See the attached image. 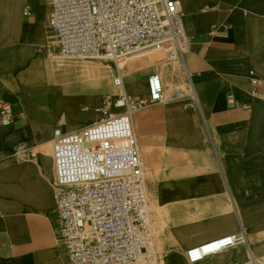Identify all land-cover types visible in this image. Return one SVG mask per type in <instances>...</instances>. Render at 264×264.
I'll list each match as a JSON object with an SVG mask.
<instances>
[{
	"label": "crops",
	"instance_id": "crops-1",
	"mask_svg": "<svg viewBox=\"0 0 264 264\" xmlns=\"http://www.w3.org/2000/svg\"><path fill=\"white\" fill-rule=\"evenodd\" d=\"M48 2L25 0L32 11V15H27V23L35 25V33L43 35L50 27ZM254 27L257 46H264V12L255 18ZM237 38L240 40L239 36ZM202 43L194 51L198 59L192 62L191 69L186 62L182 64L197 75H210L215 69L204 59L208 48L217 53L237 48L236 42L229 41L225 34L207 38ZM259 53L264 54V49ZM34 58L35 55L29 56L26 65L15 71L18 87L21 82L16 73L27 70ZM220 81L219 78L207 80L212 84ZM17 98V94L0 90V100L15 104L12 125H4L0 118V264L25 259L32 264H69L59 236L56 201L53 214L58 222L59 244L54 238L56 222L50 220L53 204L49 202L48 193L51 187L56 188L44 167L45 150L34 143V134L33 138H28L32 124L19 99L15 101ZM206 107L207 113L200 104L196 110L186 102L173 101L146 107L138 117L140 123H145L143 138L138 142L145 164L150 167L155 197L174 217L197 218L194 225L180 232L169 229V244H175L176 251L184 255L191 247L242 234L244 240L238 245L206 257L201 264H240L248 261L254 252L264 264V206H238L235 201L253 197L251 170L253 165L264 162V152L259 150L264 144V127L253 124L257 113L264 111V96L235 98L233 90L227 88ZM20 115L23 119L15 121ZM14 188L30 193L38 209L34 212L28 207L15 218V223ZM193 201H197L196 206L192 205ZM166 249L174 251L172 247Z\"/></svg>",
	"mask_w": 264,
	"mask_h": 264
},
{
	"label": "built area",
	"instance_id": "built-area-1",
	"mask_svg": "<svg viewBox=\"0 0 264 264\" xmlns=\"http://www.w3.org/2000/svg\"><path fill=\"white\" fill-rule=\"evenodd\" d=\"M27 15H32L30 9ZM49 22L61 57L112 61L118 88L125 82L119 61L151 48L178 61L190 45L179 0H51ZM183 72L188 78L186 66ZM250 76L255 94H263L264 79L254 72ZM147 87L138 97H107L105 117L98 122L71 131L60 118L53 129L55 209L70 264H158L146 164L132 116L156 104L183 101L199 108V102L183 91L167 98L159 73L147 77ZM112 104L123 111L110 112ZM14 110L12 101L0 100L4 125L13 123ZM243 240L242 234L228 235L191 247L186 256L195 264ZM240 264L258 263L251 255Z\"/></svg>",
	"mask_w": 264,
	"mask_h": 264
},
{
	"label": "bare ground",
	"instance_id": "bare-ground-1",
	"mask_svg": "<svg viewBox=\"0 0 264 264\" xmlns=\"http://www.w3.org/2000/svg\"><path fill=\"white\" fill-rule=\"evenodd\" d=\"M179 1L183 9V20L190 39L191 51H197L205 39L222 34H225L229 41H235L237 48L227 53H217L208 48L204 53V59L215 69L210 75H197L195 71L188 69L190 73L188 78L191 82L193 81L194 85L187 81L188 78L184 72L180 75L177 74V79H174L172 71L164 69L162 66L168 75L171 86L176 88L180 82L187 84L185 91L177 89L173 94L180 95V92L183 91L187 95L194 96L200 100L199 104L206 113L207 103H213V99L224 93L227 88L233 90L235 98H262L264 94L258 95L253 91L250 74L254 72L264 78V54L259 53L264 49V46H257L254 27L255 18L264 12V0ZM50 7V2H48L47 9L49 10ZM28 9L30 8H27L25 0H0V90L18 95L21 106L32 124L28 138H33L32 134H34V143L38 148L47 147L50 153L53 129L57 121L64 116L69 130L73 131L81 127L80 120L73 113L67 116L65 113L63 114L62 106L65 102H69L75 108L77 104L86 100L82 97L88 96V93H98L101 97V93L107 89L113 91L117 97L123 93L138 97L148 92L147 77L154 74L155 70L149 69L145 72L142 68L145 64L152 65L162 62L160 49H147L130 56L127 60L119 61L117 66L122 70L125 82L123 88H118L111 83L112 71L110 69L103 67L91 71L96 68L94 64L66 62L65 58L59 56L56 35L50 27L43 35L35 33V25L27 23ZM238 36L240 40L237 38ZM43 52H47L49 58H45ZM31 55H35V58L27 70L19 73L18 78L21 86L18 87L14 73L19 67L26 65L28 57ZM96 60L107 61V59ZM179 61L182 64L186 62L188 65L186 57ZM214 78H219L221 81L216 84L207 82L208 79ZM163 84L165 96L171 98L172 91L167 90L164 80ZM96 110L101 112L102 107ZM122 111V107L114 106L112 108V113ZM144 112L141 110L132 116L134 133L137 139L140 138V141L143 138L142 131L145 129V123H140L138 117ZM253 124L264 127V111L257 113ZM8 125H12V123ZM259 150L264 152V144L259 147ZM143 156L145 159L144 154ZM42 160L46 171L54 178V159L43 154ZM251 177L253 197L236 198L238 206H264V162L253 165ZM13 196L14 223L16 222L15 218L25 213L30 206L34 212H37L36 200L30 193L14 188ZM48 196L52 205L57 198L54 187L50 188ZM192 205L196 206L197 201H193ZM160 213H166L169 218L167 226L175 232H180L182 228L194 225L197 221L195 216H191V218L188 215H184L182 218L180 215L174 217L171 211L162 207L156 197L155 214L160 216ZM151 222L153 227L152 218ZM166 253H169L165 258L166 264H193L183 254ZM204 260L195 264H201ZM14 264L32 263L25 259L16 261Z\"/></svg>",
	"mask_w": 264,
	"mask_h": 264
},
{
	"label": "rangeland",
	"instance_id": "rangeland-1",
	"mask_svg": "<svg viewBox=\"0 0 264 264\" xmlns=\"http://www.w3.org/2000/svg\"><path fill=\"white\" fill-rule=\"evenodd\" d=\"M49 2L51 3V0H49ZM58 55H59V53H58ZM43 56L45 58H49V55L47 52H44ZM185 57H186V60L189 64V67L191 69L192 62L195 59H198V56H196L194 51H191L190 47H189V49L186 52ZM160 58H162V62H159L157 64H152V65L145 64L144 68H142L143 71L145 70V72H146L147 70L152 69V70H155L154 71L155 73H159L161 75V77L163 78V80L166 82L167 90L170 92L172 91V94L177 89H182L185 91V88L187 87L186 83L180 82V83H178L176 88L171 86V84L169 83V80H168V75L166 72H164L163 67H162V66H164V69L172 71L173 78L177 79L176 78L177 74L180 75L181 73H183L182 62H180L179 60L178 61H171L170 59L167 58V55L163 51L161 52ZM64 60L66 62L67 61L86 62V63L94 64V66L96 68L94 70H91V71H95L96 69H100L103 67L108 68L112 71V75H111L110 79H111L112 85H114L113 79H114L115 74H116V66L112 61H109V60L104 61V60H96V59L95 60L64 59ZM87 72H89V71H87ZM19 73H20V71L16 73V77H18ZM139 96H141V95H139ZM173 96H174V94H173ZM107 97L115 98L117 96L114 94L113 91H110L109 89L103 91L101 93V97H99L98 93L90 92V93H88V96L82 97L84 99L86 98V100L84 102H82L81 104H77L76 105L77 107H75V108H73L69 102H65V104L63 103L64 105L62 106V112H63V114L65 113L66 116L68 114L73 113L76 117H78V119L80 120L82 125H88L91 123H95V122H98L101 118L105 117L104 111L98 112L96 109L101 108V107L103 108L105 105H107V102H106ZM15 101H18V98L15 99ZM113 107H114V105H112V108ZM112 108H111L110 112H112ZM195 108H196V110H198L197 107H195ZM63 118L65 119V116ZM138 141L140 142L139 137H138ZM44 150H45V154L47 156H50V158H53V145H52V149L50 150V153H49L47 147H45ZM140 152H141L142 157H144L141 149H140ZM144 177H145V182H146V186H147V191L149 194V209L151 211V218L153 220V228L152 229H153L154 244H155V251H156V255H157V259H158V264H166L165 258L169 254L166 252L171 250V249H166V248L172 247V249L174 251H171V252H177L176 251L177 247L175 244H172V245L169 244L170 240L167 236L168 230H169V228L167 226L169 218L167 217L166 213L165 214L160 213V216H157L155 214L156 213V197L152 191L150 167L148 165L146 166ZM55 181H56V174L54 175V178H53L54 183H55ZM54 204H55V202L51 206L50 220L52 222H56V230L54 232V238H55L56 242L59 244L58 234H57L58 233V228H57L58 222H57L56 216L53 214ZM184 255L186 257V250L184 252ZM254 256L256 257L257 263L261 264L260 257L256 252H254Z\"/></svg>",
	"mask_w": 264,
	"mask_h": 264
},
{
	"label": "water",
	"instance_id": "water-1",
	"mask_svg": "<svg viewBox=\"0 0 264 264\" xmlns=\"http://www.w3.org/2000/svg\"><path fill=\"white\" fill-rule=\"evenodd\" d=\"M20 119H23V115H20V116L16 117V118H15V121H18V120H20Z\"/></svg>",
	"mask_w": 264,
	"mask_h": 264
}]
</instances>
